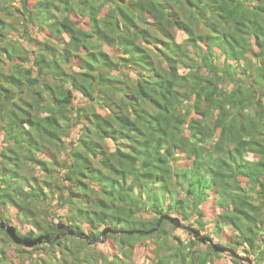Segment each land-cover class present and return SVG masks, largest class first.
<instances>
[{
  "label": "trees",
  "instance_id": "trees-1",
  "mask_svg": "<svg viewBox=\"0 0 264 264\" xmlns=\"http://www.w3.org/2000/svg\"><path fill=\"white\" fill-rule=\"evenodd\" d=\"M0 13V215L52 237L27 247L0 226V264H248L167 219L137 232L166 214L264 264V0ZM61 220L93 238L134 231L53 241Z\"/></svg>",
  "mask_w": 264,
  "mask_h": 264
},
{
  "label": "water",
  "instance_id": "water-1",
  "mask_svg": "<svg viewBox=\"0 0 264 264\" xmlns=\"http://www.w3.org/2000/svg\"><path fill=\"white\" fill-rule=\"evenodd\" d=\"M0 187H1V180H0ZM170 220L172 223H175L176 226L180 227V228H186L187 230H189L200 242L202 243H209L212 248L214 250H216L217 252H221V253H227L229 254L231 257L241 260V261H245L248 264H259L257 261V256L259 254L260 251H258L257 255L255 257H250L248 255H246L243 252H239L237 251L235 248L228 246V245H223L217 241H215V239H211L209 236H203L201 235L202 233L200 231H198L196 228L188 226L187 224H184L180 217L178 216H171L169 214L164 215L156 224L155 227L151 228L150 230L145 231L147 234H150L152 232H155L158 230V228L161 225V222L164 220ZM0 226L6 231V233L9 235V237L17 244H23L27 247H34L35 245L42 243L44 240L46 241H51L52 237L49 235H39L36 237H23L21 235H19L18 231H17V227L14 224L8 223L6 222L0 215ZM58 226V233L56 234V236L53 237V241L57 240L58 238H60L61 234V230H66V232L70 235H74L77 236L79 238L85 239L87 240L90 244H94L96 242H105L106 240V235L108 233H125V232H133V229L130 230H124V229H112L110 226L106 227L103 231L100 237L97 238H93L89 235H84L81 234L79 232H76L73 228H70L69 225L61 220L58 222L57 224ZM142 230H138L137 232H141ZM264 231L261 232V234ZM262 247H264V244L262 245Z\"/></svg>",
  "mask_w": 264,
  "mask_h": 264
},
{
  "label": "rangeland",
  "instance_id": "rangeland-1",
  "mask_svg": "<svg viewBox=\"0 0 264 264\" xmlns=\"http://www.w3.org/2000/svg\"><path fill=\"white\" fill-rule=\"evenodd\" d=\"M17 5L18 6H20V4L19 3H17ZM0 16L1 17H3L4 15H3V13H0ZM181 37H183V35H181L180 36V38ZM63 39H66V37L64 36L63 37ZM185 69H183L182 68V71H184ZM111 143V142H110ZM111 145H112V143H111ZM185 155H182V157H184ZM251 156V155H250ZM186 157V156H185ZM252 158L253 157H256L255 155H252L251 156ZM185 161L184 160H181V162H180V164L181 165H185ZM0 208H2V205H1V202H0ZM10 209H12V211L11 212H9V210ZM13 210L14 211H16V209H14L13 208V206H12V204L10 203V202H8V204H7V207H6V211H7V213H8V215L9 214H11L12 216H13ZM155 216V214L154 213H150V212H148V213H144V217L145 218H149V217H154ZM191 222V224H192V227H196V226H198V222L197 221H195V220H192V221H190ZM184 224H187V222H183ZM16 226V225H15ZM17 227V226H16ZM18 227L19 228H17V231H18V233H19V235H21V236H23V237H29V236H27V234L26 233H24V231H28L29 229H31V228H33L30 224H23V223H18ZM222 228H224V229H226V230H228L229 229V227H228V225H224ZM124 229H127L126 227H124ZM143 229H146L145 231H147V230H150V229H148L147 227H140V230H143ZM204 231H202V233H203ZM85 233V232H84ZM174 233H175V235H177V236H180L181 237V239H183L185 242H188L189 241V239L191 238V236L188 234V232L184 229V228H176L175 230H174ZM213 234V236H214V239H215V241H217V242H219L218 241V239L220 238L216 233L214 234V233H212ZM85 235V234H84ZM120 236V235H119ZM132 236V235H131ZM136 237H138L139 238V236H140V234H136L135 235ZM118 237V236H117ZM124 237L125 238H127V239H130V238H132V237H129L128 235H124ZM106 238V237H105ZM145 239V241L147 242V244H152V238H144ZM71 241V240H70ZM14 242V241H13ZM105 242H106V240H105ZM220 243V242H219ZM91 245H93V244H91ZM107 246V245H106ZM229 246V245H228ZM107 248H108V246H107ZM134 251H135V253L137 254V252H138V249H134ZM260 263V262H259ZM146 264H147V262H146Z\"/></svg>",
  "mask_w": 264,
  "mask_h": 264
}]
</instances>
